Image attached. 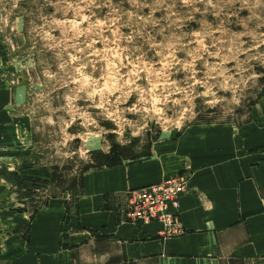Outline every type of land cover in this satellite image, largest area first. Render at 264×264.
<instances>
[{
  "label": "rangeland",
  "instance_id": "rangeland-1",
  "mask_svg": "<svg viewBox=\"0 0 264 264\" xmlns=\"http://www.w3.org/2000/svg\"><path fill=\"white\" fill-rule=\"evenodd\" d=\"M262 97L264 0H0L3 243L50 198L74 209L112 147L140 161Z\"/></svg>",
  "mask_w": 264,
  "mask_h": 264
},
{
  "label": "crops",
  "instance_id": "crops-1",
  "mask_svg": "<svg viewBox=\"0 0 264 264\" xmlns=\"http://www.w3.org/2000/svg\"><path fill=\"white\" fill-rule=\"evenodd\" d=\"M177 173L176 234L126 218L127 193ZM67 200L23 217L26 236L0 234V264H264V97L241 126H188L140 161L86 171L76 207Z\"/></svg>",
  "mask_w": 264,
  "mask_h": 264
},
{
  "label": "built area",
  "instance_id": "built-area-1",
  "mask_svg": "<svg viewBox=\"0 0 264 264\" xmlns=\"http://www.w3.org/2000/svg\"><path fill=\"white\" fill-rule=\"evenodd\" d=\"M187 176L181 174L158 184L127 193L126 218L131 222H161L166 234H176L179 199L187 191Z\"/></svg>",
  "mask_w": 264,
  "mask_h": 264
},
{
  "label": "trees",
  "instance_id": "trees-1",
  "mask_svg": "<svg viewBox=\"0 0 264 264\" xmlns=\"http://www.w3.org/2000/svg\"><path fill=\"white\" fill-rule=\"evenodd\" d=\"M126 152V149L124 147L115 146L111 148V151L107 155H100L99 158L102 160L101 166H116L121 164V156H124V153ZM97 158L95 161L100 162ZM37 212V211H36Z\"/></svg>",
  "mask_w": 264,
  "mask_h": 264
}]
</instances>
